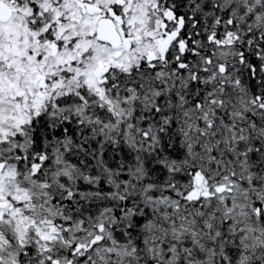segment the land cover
I'll list each match as a JSON object with an SVG mask.
<instances>
[{"label": "snow or ice", "instance_id": "6c2138e0", "mask_svg": "<svg viewBox=\"0 0 264 264\" xmlns=\"http://www.w3.org/2000/svg\"><path fill=\"white\" fill-rule=\"evenodd\" d=\"M0 264H264V0H0Z\"/></svg>", "mask_w": 264, "mask_h": 264}]
</instances>
